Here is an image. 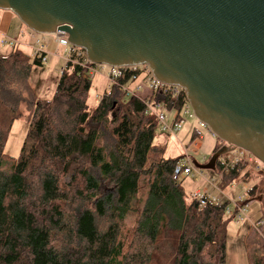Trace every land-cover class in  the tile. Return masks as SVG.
<instances>
[{"label":"trees","instance_id":"obj_1","mask_svg":"<svg viewBox=\"0 0 264 264\" xmlns=\"http://www.w3.org/2000/svg\"><path fill=\"white\" fill-rule=\"evenodd\" d=\"M42 66L22 46L0 53V264H94L131 174L137 181L106 264H226V202L200 205L184 192L173 178L180 157L166 158L153 143L156 124L142 100L120 79L89 109L91 79L71 63L51 100H39L28 80ZM23 115L28 131L14 159L4 146ZM242 166L223 172L218 187L247 182ZM254 245L247 243L250 263L264 264V243Z\"/></svg>","mask_w":264,"mask_h":264},{"label":"water","instance_id":"obj_2","mask_svg":"<svg viewBox=\"0 0 264 264\" xmlns=\"http://www.w3.org/2000/svg\"><path fill=\"white\" fill-rule=\"evenodd\" d=\"M30 30L63 31L93 63L147 65L194 116L264 165V0H0Z\"/></svg>","mask_w":264,"mask_h":264},{"label":"rangeland","instance_id":"obj_3","mask_svg":"<svg viewBox=\"0 0 264 264\" xmlns=\"http://www.w3.org/2000/svg\"><path fill=\"white\" fill-rule=\"evenodd\" d=\"M18 21V17L15 16ZM19 32L23 29L27 33H33L35 38H42V35L33 32L28 27H26L20 20ZM25 27V28H24ZM18 30V29H17ZM23 30V31H25ZM21 33V32H20ZM24 33V32H23ZM25 34V33H24ZM10 47H5L0 45V53L3 54L9 50ZM27 53L30 49L23 48ZM63 66V61L55 58V56L50 55L48 61L44 66L40 68H33L29 77V85L31 86L34 97L39 100L49 101L52 98L53 92L56 87L57 79L59 77V69ZM110 84L106 81L104 75H95L91 79V86L87 93L86 104L89 109H94L102 96L108 89ZM130 89L135 87V83L128 84ZM140 93V90H138ZM125 99L127 97L125 96ZM27 113L26 111L24 114ZM193 113V111H192ZM188 126L194 127L199 130L203 139V145H201L200 155L195 157V160L203 164L205 160H208L211 156V152L215 146L226 145L217 136L214 138L213 133L209 128H201L198 126L197 119L194 114L192 116L186 115V120L184 122V127ZM28 131V124L25 115L23 117L16 119L8 133V137L4 146V153L14 159H17L20 154V149L23 141L26 137ZM179 133V138L176 135L171 134L168 131L159 132L155 131L153 143L155 145H160V147L165 146V157L176 159L181 157L183 154V144H186L185 132ZM182 140V141H181ZM244 166L243 171H248L247 182H244V178H239L236 182H233L226 190L229 189V196L236 197L241 192V187L246 183V187L249 188L256 185L253 196H248L246 192L242 193L246 200H250L247 205L246 217L244 220L238 221L237 223L230 220L227 224V237H226V264H251L249 257V249L247 243L251 241V244L264 243V233L252 228L250 226L251 222H255L258 219L264 220V165L257 159L251 163L242 164ZM201 170V169H200ZM202 177L192 178L187 176L181 179L182 187L184 192L192 196L196 192H204V188L209 189L210 193L215 191L212 188V182L215 184L219 183L216 179L217 170H207L203 169ZM241 173V174H242ZM240 176V175H239ZM137 181V174H131L119 189V202L118 205L113 209L107 221V230L103 235L102 242L100 244L98 256L94 264H106L109 253L111 251L112 245L115 240L116 233L118 231V219L123 215L125 207L127 205L128 195ZM225 193V192H224ZM213 194V193H212ZM215 196L219 198L221 203L226 202L222 197V193H215ZM229 219V217H225ZM255 247L257 245H254Z\"/></svg>","mask_w":264,"mask_h":264},{"label":"built area","instance_id":"obj_4","mask_svg":"<svg viewBox=\"0 0 264 264\" xmlns=\"http://www.w3.org/2000/svg\"><path fill=\"white\" fill-rule=\"evenodd\" d=\"M29 34L33 36V33ZM39 34L46 35L42 33ZM18 35L21 36V33ZM49 35L53 36L57 47L55 54H58L59 58L63 61V66L59 69L60 73L64 71L66 64L71 63L85 68L90 79L95 75L102 74L110 85L118 84L120 79L123 80L120 85L122 90L126 92L127 95L136 96L142 100L145 107L144 113L152 118L156 124V130L159 132L168 131L176 135L182 129L186 115L192 116V109L184 89L180 86L156 79L147 65L111 66L96 64L88 60L82 48L70 43L63 31H55ZM20 44L18 37L2 35L0 39V45L5 47L14 48L20 46ZM31 56L32 58L39 59L43 64L47 62L48 51L45 49V43L42 38L34 39ZM130 83H135L133 89L128 87ZM138 90H140V93H138ZM178 102H181L180 107L176 106ZM197 121L199 127H207L204 122L198 119ZM201 145V137L195 135L183 146V154L173 167L174 179H183L187 176L195 179L202 177V171L193 164L195 157L200 155ZM255 159L253 155L241 148H232L229 152L221 155L217 159L221 168L219 173L222 175L223 172H226L235 165L251 163L255 161ZM212 185L215 186L213 182ZM247 189L248 188L244 184L241 187V192L236 197H230L221 189H218L219 193L223 194L222 197L226 201L225 215L236 223L244 220L246 217L249 200H246L242 193L246 192ZM192 198L196 199L200 205L221 203L217 196L210 194L206 189H204L203 193L199 191L196 192L192 195ZM250 226L260 231L264 226V220L258 219L255 222H251Z\"/></svg>","mask_w":264,"mask_h":264},{"label":"crops","instance_id":"obj_5","mask_svg":"<svg viewBox=\"0 0 264 264\" xmlns=\"http://www.w3.org/2000/svg\"><path fill=\"white\" fill-rule=\"evenodd\" d=\"M15 16L16 15L13 14L9 10L0 9V39H1L2 35H6V36H9V37H18V39L20 40V43H21L20 46H22L23 48L30 49V55H31L32 45L34 43L35 37H34V35L31 36L29 33H27L25 29H23L25 31H23V30L20 31L21 32V36L18 35L20 33L19 32V28H20L19 24H20V22H19V19H18V21H17V19H15ZM42 40L45 43V49L48 51V59H49V56L52 55V56H55V58H57V59H59L61 61V59L59 58V55L55 54V51H56L57 47H56V44L54 42L53 36L49 35V34L42 35ZM185 120H186V118L184 119V122H185ZM197 123H198V121H197ZM184 130H187V127H184V123H183V127H182L181 131H179L176 134V136L179 138V136H178L179 133H181ZM200 134L201 133L199 132V130L195 129L194 127L188 126V131L185 132L184 139H186L187 143L195 135L200 136L201 139H202V136ZM213 136H214V138H216L215 135H213ZM186 144L182 143V146H185ZM202 145H203V139H202ZM215 172H216V179L220 181V179L222 177L221 173H219L217 171H215ZM244 184H246V183H244ZM215 186L212 185V188L215 190V191H212L213 195L215 193L219 192L218 189H220L218 187V183L217 182L215 183ZM204 189H206L210 193L209 189H207V188H204ZM222 191L229 195V192H228L229 189L228 190L225 189V190H222ZM212 193H210V194H212Z\"/></svg>","mask_w":264,"mask_h":264}]
</instances>
